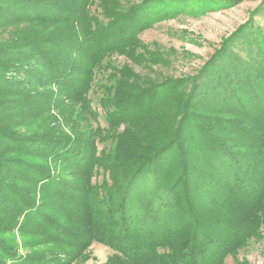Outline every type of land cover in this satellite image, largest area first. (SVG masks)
Masks as SVG:
<instances>
[{
    "label": "trees",
    "instance_id": "16d2710c",
    "mask_svg": "<svg viewBox=\"0 0 264 264\" xmlns=\"http://www.w3.org/2000/svg\"><path fill=\"white\" fill-rule=\"evenodd\" d=\"M43 2L46 14H37ZM103 3L99 16L90 11L89 0H0V25L5 28L25 24L56 31V38L38 31L16 48L0 49L2 231L20 227L33 233L39 244L50 238L70 246L69 252L62 250V255H74L67 257L70 261L82 260L81 251L98 243L117 253L118 264H226L247 240H264V30L250 24L252 14L222 40L195 77L184 80L188 86L178 92V99L174 91L184 81L153 82L106 60L115 53L132 62L159 59L152 52H137L135 37L150 25L139 26L147 12L140 8L136 14L134 7L120 11ZM46 87H55L54 94L48 95ZM92 90L100 91L95 105L89 97ZM63 101L77 103L90 124L80 137L20 138L9 125L8 119L16 116L11 110L29 120ZM195 110L221 112L230 119L217 123L203 116L194 121ZM158 113L162 117L152 119ZM148 124L160 128L157 135L162 133L152 148L131 137L128 128ZM122 127L124 132L116 133ZM109 134H119L118 146H107L108 138L103 141L102 135ZM6 149L40 161L12 165ZM198 157L211 165L212 178L200 176ZM148 173L154 176L155 191L169 196L158 208L152 199L143 205L140 196L151 181ZM66 188L72 193L64 194ZM64 197L80 209L76 218L70 208L73 217L67 219L82 228V235L66 232L49 217L66 214L61 209L65 205L54 202ZM178 199L187 201V211L183 208L182 217L164 231L163 215ZM208 203L220 204L224 220L205 216ZM177 221L189 225L176 230ZM65 260L45 251L21 257L0 242V264Z\"/></svg>",
    "mask_w": 264,
    "mask_h": 264
},
{
    "label": "rangeland",
    "instance_id": "374dc122",
    "mask_svg": "<svg viewBox=\"0 0 264 264\" xmlns=\"http://www.w3.org/2000/svg\"><path fill=\"white\" fill-rule=\"evenodd\" d=\"M105 1L111 6L118 7L120 11H124L126 9H129L130 7H134L136 8V14L137 10H139L140 8H142L143 11L147 12V14L144 16V19H142V21L139 23V26H141L145 22H148L150 25H147V27L142 29V31H140L139 34L135 37L136 45H138L137 52L143 51L146 53H155L159 60L153 59L152 61H147L145 57L143 58V60L140 57L136 61L132 62L130 59L118 53L108 56L106 60L116 68L128 69L130 73L139 74L141 78H148V80L153 82L164 79H170V81L172 80V82H176L195 77L198 73V70L213 55L215 49L219 48L222 40L228 37L241 24L249 20L254 13L255 14L250 19V24H252L257 29L261 28L262 30H264V0ZM40 4L41 5L37 7V14H46L45 8H43V5L45 3L43 2ZM89 7L90 11L93 14L101 16V14H103L102 9L105 7V4L103 3V0H89ZM25 15L29 16L27 13H25ZM0 26L3 27L0 28L1 50L16 48L21 39L31 38L35 34V32L38 31H41L44 35H47L48 38H56L52 36V34L56 35V31H54L50 27H47V29H40L39 27H37V25L25 24H18L13 28H5L4 25ZM57 26L61 27L62 25ZM242 51L245 50L243 49ZM3 58L14 60L8 55H4ZM0 60H3L1 54ZM106 71V74H108V72H111L110 70ZM140 86L143 87L146 85L140 83ZM186 86L188 85H185L184 81V85L182 84L181 86H179L181 87L179 91H174L177 92L176 94L178 99L180 98L178 92H182V90L184 91V88ZM45 89L47 90L48 95L54 94V89L56 90L55 87H46ZM99 96V90L91 91L89 97L91 100L93 99V105H95V98ZM10 99L11 97L8 100ZM174 103L175 102H173V105ZM57 106L58 107H56L55 109H53L52 106L43 109L41 112H38L40 114L37 115V117L29 120L25 117L23 118V113L21 111H16L18 113H15L14 110H11L16 116L10 117L8 119V122L10 124H8L17 131L16 136L20 138H24L26 136L36 137L40 136L41 134L52 136L69 134L74 137H80L83 132H87L89 130L90 124L85 118L83 110L77 103H73L72 101H63V103L61 102ZM206 112V110L203 112H198L195 110L193 113L194 121H201V119L204 118L205 121L209 120L211 122L215 120L217 123H219L220 119L221 122L230 119L226 118L227 116H225V114L221 112H218V114H208ZM155 116H157L158 120L162 117V115L158 113L153 114L152 119ZM215 117H217L218 119H214ZM1 118L2 120L6 119L5 114L2 113ZM155 127L157 126L150 127L148 124L145 125L144 128H141L140 126L128 128H130V132L132 134H130L131 137H134L136 140L141 142L142 145H149L152 148L162 134L161 133L157 135L160 128ZM220 127L222 128L221 124ZM124 129L126 128L122 127L120 129L122 131L117 130L116 133L124 132ZM153 130H155L154 134L156 136H151V134H153ZM110 135L111 134L102 135L104 142L107 140V138L109 140L106 143L107 146L110 143L115 144V140L117 138V135L119 134H114L111 136ZM2 142L4 143V145H10L8 142H6V140ZM118 145L119 143L113 146ZM4 153L8 155L7 159L11 158L10 160H13L12 165L15 162L19 161L27 162V164L32 162L37 163L40 161L39 158L36 159L34 156L16 155L11 149L10 153L7 151V149ZM3 160L4 159L2 158V165L4 164ZM204 160L205 159L198 157V160L195 162L197 163L196 166L200 170V176L212 178L213 173L210 171L211 165L206 163V161ZM172 161L176 162V159H173ZM169 169H171V167H169ZM149 175L150 174L148 173L147 179H151L149 186H144L142 192L143 194L140 196L145 198V204L143 205H149L146 199H149V201L150 199H152L154 202L152 203V206L156 204V207L158 208L159 202L163 198L169 199V196L164 197V195L162 194H164L165 192L163 191H155V189L153 188V186H155L154 176ZM67 176H69V174H66V177ZM169 176L171 178V181H173L174 173L170 172ZM67 180H69V178ZM67 190L71 192L69 188H66L64 194ZM197 194L198 193H195L194 195L197 196ZM65 197L54 200V202L55 205H57L56 202L60 203L61 205H65L64 208L61 209L64 210L66 214L49 217H52L55 225L65 230L66 232H72V230H75L76 233H79L78 236L82 235V228H79V230L76 229V227L71 224L72 222L69 220V218L67 219L68 216H71V214L67 212L68 210L72 209L73 216L78 218L77 214H79L80 209L77 208L76 202H66L67 197ZM136 199L139 200L138 198ZM186 202V200L181 201L180 199H178V203L175 204L176 206L173 209L167 211L166 215H163V217L165 216V220L162 222V226L165 227L163 228L164 231L165 229L168 230L167 228L171 226L173 227V220L178 219L180 215V217H182L183 208L187 211V206H185ZM219 210L220 204L208 203L204 214L205 216L208 215L209 218H212L213 221L217 220L220 222L221 216L219 214ZM1 211L2 207L0 208V224L1 222H3V220L1 219ZM201 212L203 213V211ZM49 213L52 214L53 212ZM159 217L161 218L160 215ZM215 217L218 218L215 219ZM221 218L224 220V216ZM20 219L15 220V222H20ZM176 224H179V227L177 226L175 229L179 230L182 229V227H187L189 225V222L186 221L180 223L179 221H177L175 225ZM231 227L232 226L230 223L229 229ZM2 228H4V225H0V242H2L6 247H10L11 249H13V251L21 257L31 256L32 254L36 255L39 254L40 251H45L53 256L61 258L62 260L66 259L65 264H112V262L118 264L115 261L117 253L98 243H91L85 250H83L84 252L81 251L82 254L79 252L81 256H84L82 260L80 259L79 261H76L75 259H71L70 261L67 257L69 256L72 258L74 257L73 254L66 253L62 255V250L65 252H69L70 246H66L65 244H63L65 245V247L59 246V242H56V244H54L51 242L52 240L50 238L47 242H45V245H42L39 244V242L37 241V237H35L33 233L20 230V227L19 230L17 228H13V230L9 232L2 231ZM55 248L59 250L57 251ZM225 263L264 264V240H247L236 248L233 256L228 257Z\"/></svg>",
    "mask_w": 264,
    "mask_h": 264
}]
</instances>
